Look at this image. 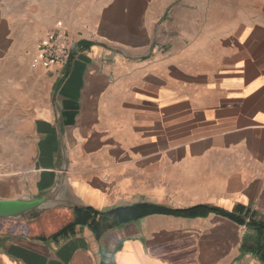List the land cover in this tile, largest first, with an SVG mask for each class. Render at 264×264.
Listing matches in <instances>:
<instances>
[{
  "label": "crops",
  "instance_id": "crops-1",
  "mask_svg": "<svg viewBox=\"0 0 264 264\" xmlns=\"http://www.w3.org/2000/svg\"><path fill=\"white\" fill-rule=\"evenodd\" d=\"M57 20L75 43L48 67ZM66 163L77 204L244 222L154 213L54 238L61 205L46 230L0 219V264H264V0H0V197L53 188Z\"/></svg>",
  "mask_w": 264,
  "mask_h": 264
},
{
  "label": "trees",
  "instance_id": "trees-1",
  "mask_svg": "<svg viewBox=\"0 0 264 264\" xmlns=\"http://www.w3.org/2000/svg\"><path fill=\"white\" fill-rule=\"evenodd\" d=\"M81 43L87 46L92 44L88 41H82ZM70 209L72 210L74 218L64 225L59 232L54 234V238L73 233L77 226H88L95 235L100 238L112 228L140 220L141 218L154 213L172 214L185 217L208 216L210 213H218L236 221L244 222L238 219L233 213L211 205H197L186 209H171L149 203H140L131 206L116 207L106 211L97 210L92 206H75L70 207ZM249 225L264 230V222L253 224L250 221Z\"/></svg>",
  "mask_w": 264,
  "mask_h": 264
},
{
  "label": "water",
  "instance_id": "water-1",
  "mask_svg": "<svg viewBox=\"0 0 264 264\" xmlns=\"http://www.w3.org/2000/svg\"><path fill=\"white\" fill-rule=\"evenodd\" d=\"M67 168L68 165L66 163L62 168L63 173L59 176L56 185L49 190L11 199L0 197V219L22 221L61 205L71 204V207H84V205L74 203L66 196L68 186Z\"/></svg>",
  "mask_w": 264,
  "mask_h": 264
},
{
  "label": "built area",
  "instance_id": "built-area-1",
  "mask_svg": "<svg viewBox=\"0 0 264 264\" xmlns=\"http://www.w3.org/2000/svg\"><path fill=\"white\" fill-rule=\"evenodd\" d=\"M38 57L46 66L67 63L72 53V39L62 20H57L39 38Z\"/></svg>",
  "mask_w": 264,
  "mask_h": 264
},
{
  "label": "rangeland",
  "instance_id": "rangeland-1",
  "mask_svg": "<svg viewBox=\"0 0 264 264\" xmlns=\"http://www.w3.org/2000/svg\"><path fill=\"white\" fill-rule=\"evenodd\" d=\"M71 39H72V51H73V45H74L75 41H74L73 37H71ZM63 64H66V63H63ZM63 211H65V210H63V209H56L55 210L54 209V210H49L47 212L43 211L38 216L27 218L25 220V222L32 229L37 227L39 229L42 228L43 230H46V229H48V227L50 225H57V224L62 223L61 221L63 219H62L61 213H63Z\"/></svg>",
  "mask_w": 264,
  "mask_h": 264
}]
</instances>
